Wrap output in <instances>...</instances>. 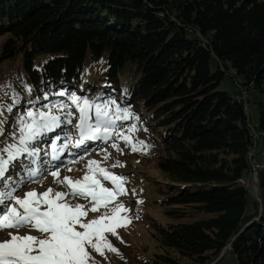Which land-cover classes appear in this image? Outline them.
Returning <instances> with one entry per match:
<instances>
[{"label": "trees", "instance_id": "trees-1", "mask_svg": "<svg viewBox=\"0 0 264 264\" xmlns=\"http://www.w3.org/2000/svg\"><path fill=\"white\" fill-rule=\"evenodd\" d=\"M0 38V61L21 55L32 89L0 117V142L29 101L48 102L44 93L111 97L139 117L121 123L149 134L164 179L154 203L165 220L143 264H218L228 252L264 264L260 161L252 201L249 177L263 152L252 150L264 149V0H0ZM229 72L235 95L220 88ZM76 123L52 132L75 141ZM52 132L32 142L41 155Z\"/></svg>", "mask_w": 264, "mask_h": 264}, {"label": "snow or ice", "instance_id": "snow-or-ice-1", "mask_svg": "<svg viewBox=\"0 0 264 264\" xmlns=\"http://www.w3.org/2000/svg\"><path fill=\"white\" fill-rule=\"evenodd\" d=\"M26 87L29 92L32 91L30 86ZM11 95L12 104L0 103V117H3L5 111L12 112L19 103V94L13 92ZM50 95L58 99L49 100ZM43 99L48 102L40 108L35 107L40 97L29 101L32 107L17 115L14 125L16 131L10 134L12 140L0 142V230H30L24 235L9 232L10 238L0 241V264H96L89 249L101 256H106L107 252L120 254L107 234L122 241L117 229L126 226L131 219L120 213L129 212L130 209L125 207L124 202H119L110 211H104L93 219H86L88 212L108 209L119 196L127 195V177L109 171L100 161L90 159L85 165L86 172L82 178L73 180L65 176L61 179L59 166L41 165L40 148L32 147L31 144L41 135L60 128L62 124H72L75 116L77 123L73 127L76 129V139L73 141L71 133H66L65 142L59 144L57 142L60 137L57 136V142L50 145L51 152L46 153L53 160H59L58 154H62L69 144L74 143L77 148L84 145L86 152V141H108L113 137L124 141L132 152L143 151L150 146L142 140H134L133 134L139 131L136 123L121 128L120 122L133 119L138 121L139 117L129 108H122L111 97L101 94L89 98L76 92L69 93L65 88L58 92L44 93ZM3 125L4 120L0 119V136L4 134ZM112 147L122 152L118 143H113ZM110 156L111 153L106 152L103 160H108ZM22 157L31 158V163L24 165ZM15 161H21L24 174L20 179L8 175L10 168L15 170ZM124 166L119 160L111 165L112 168ZM45 173L51 174L54 182L66 186L67 191H54L49 187L42 193L32 189L23 196L19 195L22 187L35 182L38 177L43 178ZM106 183H110L111 187H106ZM69 196L90 199L91 207L85 210L82 204H72L67 199ZM31 230L40 232L41 236L32 235Z\"/></svg>", "mask_w": 264, "mask_h": 264}, {"label": "rangeland", "instance_id": "rangeland-1", "mask_svg": "<svg viewBox=\"0 0 264 264\" xmlns=\"http://www.w3.org/2000/svg\"><path fill=\"white\" fill-rule=\"evenodd\" d=\"M3 41L4 38H0V46ZM216 66L217 63L213 62V67L216 68ZM23 73V57L21 55L14 59L0 61V103L12 104L13 98L11 93L13 92L19 94L20 100L17 105H20L23 102L24 97L30 98V92L26 87V85H30ZM220 88L229 91L233 95L237 93V84L235 78L232 76V73L229 72L225 75ZM8 91H10L9 94ZM250 106L252 110V119L256 121L258 118V110L254 106L253 102L250 103ZM4 113L8 112L5 111ZM16 118H14L12 123L8 126L6 136L1 137L4 138L5 141H9V139L12 138L10 134L16 131V128L14 127ZM120 126L123 129V124L121 122ZM55 134V132H52L48 135L49 146L46 147L45 153H48L51 150L50 145L55 137ZM133 138L134 140L144 141L145 144L150 147L145 148L143 151L132 152L129 146L124 142L119 145L122 152L117 151L110 146L111 142H115L116 140V138L113 137V139L108 141H86L85 144L87 150L85 152L84 145L77 148L73 143L69 144L68 148L65 149L62 154H58L59 160H55V162L51 164L49 163L50 159H52L51 156L44 154L47 156L45 157L44 155H41L42 147H38L40 148L39 156L41 155L39 157L40 164L47 167H50L51 165H58L61 179L65 176L71 177L73 180L82 178L86 172L85 165L90 159L100 161L102 166L108 168L109 171L116 174H122L128 179V183L126 184L127 195L119 196L117 201L113 202L108 209L102 208L100 212H88L86 219H93L104 211H110L111 207H114L115 204L119 202H124L125 207L130 209L129 212L120 213V215L130 217L131 219V222L126 226H122L117 229L119 237H122V241L116 236L107 234L108 239L116 248L119 249L120 254L107 252L106 256H101L94 250L89 249L92 256L95 258L96 264H143L152 255V253L157 250V244L154 239V224L159 220H165V216L163 215L161 209L155 207L154 200L159 198V195L156 193L158 190L157 185L162 183L164 179L156 167L154 143L149 134L146 131H143L141 133L133 134ZM64 142L65 139L63 143ZM31 146L37 147L36 144H31ZM254 151L257 153L261 151L262 154H260L257 159H254L256 155V152ZM70 152L73 153L70 155ZM106 152L111 153V156L105 161L103 160V157ZM252 155L256 168L259 161L261 166H264V149H262L261 143H258L257 148L255 146L252 150ZM80 157L83 158L81 159ZM22 158H25V160L22 161L23 164L25 162L24 165L31 163L30 158ZM117 160L121 161L125 166L112 168L111 165ZM70 161L76 162L72 163ZM18 162L21 165V161ZM69 168H71L72 171H68ZM50 170L55 169L50 168ZM9 173H14L16 176L18 174V167L11 172L9 171ZM253 174L254 171L249 174V177L252 180V186L250 189L251 201L254 194L253 187L255 186ZM9 175L11 176L12 174ZM245 180L248 181L247 179ZM245 180L244 182L247 184ZM105 186L111 187V184L106 183ZM49 187L53 188L54 191H67L66 186L54 182L53 176L49 173H45L43 178L38 177L35 182L27 183L25 187H22L19 191V195L23 196L25 192L32 189H36L39 193H42ZM67 199L72 204L84 205L85 210L91 207L90 199L86 200L80 197L72 198L71 196L67 197ZM29 231V228H5L0 230V241L9 239V232H18L20 235H24L29 233ZM31 234L41 236V233L36 230H31ZM218 264L239 263L236 254L228 252L225 257L218 262Z\"/></svg>", "mask_w": 264, "mask_h": 264}, {"label": "water", "instance_id": "water-1", "mask_svg": "<svg viewBox=\"0 0 264 264\" xmlns=\"http://www.w3.org/2000/svg\"><path fill=\"white\" fill-rule=\"evenodd\" d=\"M253 177H254V183H255V186L253 187V189H254V195L258 196V193H259V175H258L257 168H255V167H254ZM227 249H231V246L229 245L226 248H224V250L222 251V253L219 256V258H221L224 255V253L227 251Z\"/></svg>", "mask_w": 264, "mask_h": 264}, {"label": "bare ground", "instance_id": "bare-ground-1", "mask_svg": "<svg viewBox=\"0 0 264 264\" xmlns=\"http://www.w3.org/2000/svg\"><path fill=\"white\" fill-rule=\"evenodd\" d=\"M254 167H255V163H253Z\"/></svg>", "mask_w": 264, "mask_h": 264}, {"label": "built area", "instance_id": "built-area-1", "mask_svg": "<svg viewBox=\"0 0 264 264\" xmlns=\"http://www.w3.org/2000/svg\"><path fill=\"white\" fill-rule=\"evenodd\" d=\"M250 110L248 109V111L247 112H249Z\"/></svg>", "mask_w": 264, "mask_h": 264}]
</instances>
